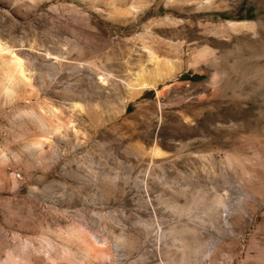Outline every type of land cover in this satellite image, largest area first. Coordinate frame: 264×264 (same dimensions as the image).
Here are the masks:
<instances>
[{
    "label": "rangeland",
    "instance_id": "1",
    "mask_svg": "<svg viewBox=\"0 0 264 264\" xmlns=\"http://www.w3.org/2000/svg\"><path fill=\"white\" fill-rule=\"evenodd\" d=\"M117 1L0 0V264H264V0Z\"/></svg>",
    "mask_w": 264,
    "mask_h": 264
},
{
    "label": "bare ground",
    "instance_id": "2",
    "mask_svg": "<svg viewBox=\"0 0 264 264\" xmlns=\"http://www.w3.org/2000/svg\"><path fill=\"white\" fill-rule=\"evenodd\" d=\"M146 1L147 0L143 1V5L146 4ZM208 1H210V3L212 2V0H208ZM117 2H118L117 0H107L108 6H110L114 10V11L110 12V15H109V16L113 17V19L127 15V12H125L124 10H119L118 8H116V5L118 4ZM117 20H119V19H117ZM230 24H231V26L237 27V28L238 27H244V26L245 27H249V28H253L254 27V23L253 22H249V21L230 22ZM4 50H5V53H6V50H7L6 47H0V92H1L0 94H2L3 97H5L6 99L7 98L9 99V98L13 97L15 93L17 94L18 88L21 89L22 87H25V86L29 85V83H28L29 81L27 82L26 74H25V70L26 69L24 68L25 67L24 66V61L20 57V55L14 53V51H9L8 53L4 54V53H2V51H4ZM208 54H210V52H209L208 49L205 48L203 50L201 49L197 53L196 57H204V56H206ZM151 55H153V58H155L153 52H152ZM208 56H206V57H208ZM152 83L153 82L149 83V81L148 82H144L143 86L144 85L145 86L153 85L154 83L153 84ZM140 84L142 85V83H140ZM40 121H42V120L39 119L38 123L43 128L45 126V124L44 125L41 124L42 122H40ZM43 143L44 142H41V140L36 141L34 143L33 147L36 148V149H42ZM31 148H32V146H31ZM157 154H158V152H157ZM64 239H65L64 241L71 242V243L72 242H77L79 244H86L87 241H88L87 240L88 238L86 239V237L80 231H78L76 229H71V231L66 235V237ZM77 243H75V244H77Z\"/></svg>",
    "mask_w": 264,
    "mask_h": 264
}]
</instances>
